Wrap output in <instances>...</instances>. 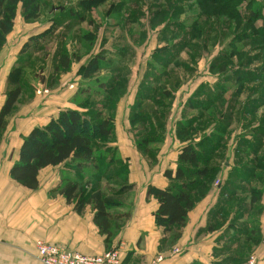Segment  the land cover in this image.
Returning a JSON list of instances; mask_svg holds the SVG:
<instances>
[{"label": "rangeland", "instance_id": "374dc122", "mask_svg": "<svg viewBox=\"0 0 264 264\" xmlns=\"http://www.w3.org/2000/svg\"><path fill=\"white\" fill-rule=\"evenodd\" d=\"M79 1L39 0L41 12L36 20H23L18 11L14 28L0 51V106L4 101L5 92L10 88L9 72L14 68L17 70L18 67H23L19 79L21 94L2 134L1 154L9 152L11 158L13 142L15 141L16 145L17 140L22 139L31 126L44 125L65 108H77L76 102L84 99V96L76 95L81 87H94L105 76H115L117 73L123 74L125 79L123 95L113 109L114 125L118 127L119 136L123 133L124 139L132 137V140H136L137 135L129 125L128 116L135 109L136 100L140 97L136 93L146 74L150 89H154L148 94L156 98L162 97V104L167 109L163 110L165 114L162 120L157 119V115L153 113V110L159 109L156 103L145 98L137 107L140 113L142 110L148 112L147 117L143 116V119L138 121L136 125L138 131L143 133V137L153 138V135H156L158 139L148 144V150L144 154L150 153L155 156L160 150H164L161 156L168 157L171 162L175 152L178 153L183 145L177 137L176 130L186 125L188 118H191L192 125L197 129L186 137L194 139L196 143L199 142L201 144L199 149L204 153L214 155L210 162L216 164L219 169L213 181V191L219 185L232 186V189H235L236 186L234 188L233 184L226 182L225 179L228 173H238L241 168L246 174L247 169L255 171V174H263L264 171L254 168V165L256 162L264 164L261 159L264 157V37L251 30L247 18L260 8L262 12L264 11V0H238L233 9L232 5L229 7L227 4L221 6L219 2H206L205 5L212 6L211 10L219 14L220 19L217 20L219 25L213 30L216 39L213 43V39H210L196 57H192L188 48L178 52L175 59L186 66L184 64L176 66L173 63L175 50L173 48L172 51L170 46L178 38L181 39L178 34L182 32L176 33V39L172 37L169 40L165 39L162 24L156 28H149L152 13L158 5L164 4L163 0H136L138 4L134 12L139 13L140 20L131 26L127 24L122 26L121 21L124 19L122 12L121 14L111 12L109 15L106 13L110 5L118 0H106L96 9L86 12L84 22H72L68 20V7L75 9ZM133 2L130 0L127 4L124 3V10H133ZM196 5H198L196 0L177 3L176 9L179 14L172 20L191 23L193 16L199 11ZM236 8L240 12L239 15ZM88 20L89 23H86ZM260 24L259 19L257 25ZM47 27L51 28L49 33L32 39L44 32ZM167 29L169 33V29L173 28L170 25ZM84 31H95L97 34L95 44L88 48L87 52L80 46L81 36L78 35L77 41L73 39L79 33L82 35ZM141 33H145L144 36ZM159 48H164L159 54L165 55L171 61L164 68L168 74L170 68L174 70L175 73L170 74L171 76H166V73L160 74L152 68L153 62H157L152 54ZM78 53L82 54L80 63L71 62L69 69L68 67L67 70L60 69L59 57L68 58V55ZM96 54L101 55L100 59L104 62L96 73L84 79L78 73L79 67ZM224 64L226 70L220 72L219 69ZM160 65V62H157V67ZM38 89H44L46 92L38 94ZM100 98V96L91 98L92 102H88L95 107ZM106 111L107 109H103L104 113ZM149 122L151 125H154V122L162 124L164 122V126L160 130L154 126L150 129ZM115 137L117 138L116 132L113 139ZM107 151L112 152V148ZM252 152H255L256 156L251 154ZM241 153L244 155L239 160L238 155H242ZM115 169L113 165L111 171ZM263 176L259 182L252 180L251 185L260 183L261 186ZM102 186L109 195L117 189L105 185L104 181ZM128 190L126 187L113 198L120 204L110 209L112 214L128 211L124 208L129 206L132 200ZM262 190L260 202L262 211L258 214V219L260 221L261 218L264 231V185ZM218 196L220 199L221 195ZM222 236L227 252L234 257L239 253L236 244L226 241L224 235Z\"/></svg>", "mask_w": 264, "mask_h": 264}, {"label": "trees", "instance_id": "16d2710c", "mask_svg": "<svg viewBox=\"0 0 264 264\" xmlns=\"http://www.w3.org/2000/svg\"><path fill=\"white\" fill-rule=\"evenodd\" d=\"M105 1L80 0L76 3L75 9L68 7V20L84 22L85 13L96 9ZM128 1L130 0H118L115 4H111L106 12L108 15L111 12L118 14L122 12L124 19L121 21V16L119 19L122 22V26H126V24L131 26V24L140 20L139 13L134 12L137 9L138 1L133 0L132 5L134 8L131 11L124 10V3L127 4ZM163 1L164 4L158 5L157 9L152 13L149 20V28H156L162 24L164 26L165 39L169 40L172 37L176 39V33L182 32V34H178L181 39L178 38L170 46H172V51L173 48L175 50L173 63L176 66L179 64L183 66L184 63H180L175 59L178 52L188 48V51L193 55L192 57H196L206 47L210 39H213L212 43L216 39L215 31L213 30H216L215 26L219 25L217 22L220 19L218 18L219 14H216L217 11L213 12L211 10L212 6L205 5V3L219 2L221 6L227 4L230 7L232 5L231 8L233 9V5L237 4L238 0H196L198 3L196 7H199V11L193 16L191 23L172 20L179 14L176 4L184 0ZM239 4L240 2H238ZM18 11H20L23 20L38 19L41 12L39 0H0V51L6 43L7 36L14 28ZM236 11L239 15L238 8H236ZM261 12V8L258 12L253 11L247 19L251 30L258 32L264 37V11ZM259 19L261 24L257 25ZM86 23H89V20ZM220 24L223 25V23ZM69 25L70 23H68V27ZM170 25L175 29H169L170 32L168 33L167 27ZM50 31L51 28L47 27L44 32L35 35L32 39L40 38ZM81 34H77L73 39L77 41L78 35L79 37L81 36L80 46L85 48V52H87L88 48L95 44L97 34L95 31H84ZM144 34L141 33L143 36ZM168 34L171 35L169 36ZM163 50L164 48H159L152 54V57L156 58V61L161 64L157 67V62H153L152 68L160 74L166 73L164 68L171 62L165 55L159 54ZM81 57L82 54L80 53L68 55V58L66 56L59 57L58 66L62 70H67L71 62H79ZM100 58L102 57L99 54L93 55L86 64L79 67L78 73L84 79L89 78L92 73H96L102 66L104 61ZM222 66L219 71L225 72V64ZM22 68L18 67L17 70L14 68L8 75L10 88L5 92L4 101L0 106V145L2 134L8 124V118L15 110L21 94L19 79ZM174 73V70L170 68L169 74L166 73V76ZM117 74L115 76H105L94 87H81L76 95L84 96V99L76 102L77 108L60 110L55 117L50 118L44 125L32 127L22 136L18 149V158L9 169L11 179L27 189L35 190L39 185L38 174L41 169L48 166L63 165L64 170L56 191L65 198L67 203L73 204L74 209L78 213L82 212L85 206H91L93 222L100 234L105 236L106 242L121 228L127 216L125 213H111L110 209L120 204L113 198L122 193L126 187L130 188V185L127 184V164L118 156L116 147L108 146L114 136L115 118L113 109L118 99L123 95L124 90L125 76L121 73ZM159 75L157 78H159ZM177 79L176 77L175 80ZM149 85L150 82L146 80V74H144L136 93L140 97L136 100L133 113L128 116L129 125L137 135L135 136L136 146L143 153L147 152L150 142H156L158 139L156 135H153V138L143 137V133L140 130L138 131L136 127L139 123L138 121H141L143 116L147 117L148 112L142 110L140 113L137 111V107L145 98V100L156 103L155 105L159 109L153 110V113L157 115V119L162 120L165 114L163 110L167 109L162 104V97L156 98L148 94L154 90L150 89ZM98 96L102 99H98L99 101L95 107L91 106L90 102L92 101L90 99ZM159 103L161 104L159 105ZM103 109H107V111L104 113ZM190 120L191 118H188L186 125L181 126L178 131L176 130L177 137L182 141L183 145L177 154L175 169H166L163 172L168 184L164 188L152 185L147 187V195H152L158 203L154 213L156 224L164 232L169 233L173 240L179 236L180 229L185 225L188 213L193 209L196 202L212 191L213 181L219 172L218 166L210 162L214 155L204 153L203 150L199 149L201 145L199 142L196 143L194 139L186 137L197 129L192 125V120L189 123ZM149 124L150 129L154 126L160 130L164 126V122L163 124L162 122H154V125L149 122ZM220 134L223 135L222 132ZM110 148H112V152L109 153L107 150ZM251 154L256 156L255 152ZM243 155L244 153L238 155V159L240 160ZM261 159L264 162V157ZM113 165L116 169L111 171ZM255 167L262 170V172L264 171V164L262 163L258 164L256 162ZM263 174H255V171L248 169L246 174L243 168L238 173H228L225 179L226 182H231L236 188L232 189V186L222 187L219 185L220 199L224 200L225 205L224 207L217 205L216 210L211 213L210 219L212 221L210 220L207 224L206 230L209 232L214 231L232 213L228 231L232 230L233 233H224L226 241L235 243L237 246L241 239L245 240L246 245L251 240H257L260 236L258 214L262 211L260 202L264 181L261 186L259 185L260 183L251 185V182L254 179L259 182ZM102 181H104L105 185L117 187L116 191L109 195L106 188L102 186ZM218 218H221L222 221L219 222ZM238 252L233 258L230 256L228 259L233 260V264H241L251 254V251L240 253L238 250Z\"/></svg>", "mask_w": 264, "mask_h": 264}, {"label": "crops", "instance_id": "0c3cea01", "mask_svg": "<svg viewBox=\"0 0 264 264\" xmlns=\"http://www.w3.org/2000/svg\"><path fill=\"white\" fill-rule=\"evenodd\" d=\"M114 126L117 138L110 141L108 146L116 147L118 156L127 164V184L130 185L128 195L132 200L129 206L124 207L128 210L123 212L127 214L124 223L107 242L93 222L91 206H85L78 213L73 204L67 203L56 191L63 165L41 169L38 188L30 190L9 176V169L18 158L22 139L17 140L16 145L13 142L11 158L9 152L1 154L0 151V264H41L36 257L37 240L86 255L102 254L117 246L120 248L121 264H151L158 256L162 257L158 264H233V260H228L231 255L225 249L222 236L229 229L232 213L214 231L206 230L217 205H225L218 196L219 186L196 202L179 236L173 240L169 233L156 224L154 213L158 203L152 195H147V187L164 188L168 184L163 172L175 169L177 151L171 162L168 157L161 156L164 150L155 156L144 154L137 148L135 139H124L122 132L119 136L118 127ZM218 221L222 219L218 218ZM261 222L260 218V236L257 240H251L246 245L245 240L241 239L235 246L240 253L251 251L255 254L256 264H264V231ZM173 248L179 251L173 253Z\"/></svg>", "mask_w": 264, "mask_h": 264}, {"label": "built area", "instance_id": "2783aa9c", "mask_svg": "<svg viewBox=\"0 0 264 264\" xmlns=\"http://www.w3.org/2000/svg\"><path fill=\"white\" fill-rule=\"evenodd\" d=\"M46 90H37V93H45ZM36 257L41 264H121L120 248L115 246L102 254L86 255L79 252L70 251L57 244L37 240L35 242ZM178 248H173L172 252H178ZM162 260L161 256L156 257L151 264H158ZM257 257L251 253L241 264H256Z\"/></svg>", "mask_w": 264, "mask_h": 264}]
</instances>
